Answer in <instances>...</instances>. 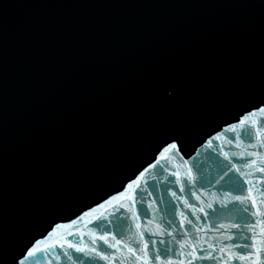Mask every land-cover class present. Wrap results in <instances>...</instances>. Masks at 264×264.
Wrapping results in <instances>:
<instances>
[{
    "label": "water",
    "instance_id": "obj_1",
    "mask_svg": "<svg viewBox=\"0 0 264 264\" xmlns=\"http://www.w3.org/2000/svg\"><path fill=\"white\" fill-rule=\"evenodd\" d=\"M261 102L264 0H144L49 114L1 183L0 264H21L22 260L23 264H49L50 255L46 259L43 252H37L29 257L28 250L38 240L43 247L63 237V228L49 237L57 224L69 225L73 234L66 238L79 240L76 228L86 231L97 224L86 225L82 214L125 192L149 164L154 167L140 177L139 187L132 192L140 222L155 231L149 220L155 217V223L166 224L163 217L170 215L179 224L174 215L176 201L157 186L172 181L170 186L177 195L192 203H198L192 191L202 184L213 191L207 188L208 182L222 164H228L219 147L230 153L236 149L216 139L217 151H213L207 141L217 132L231 137L226 125L236 123ZM172 139H176V148L164 152ZM157 160L169 171L155 166ZM189 168L199 180L194 187L188 185L192 191L181 193L169 173ZM233 174L240 181L234 190L247 195L249 186ZM259 187L264 190V182ZM161 197L171 207L157 203L149 207L147 202ZM140 201H145L143 207ZM128 204L131 206L130 201ZM233 207L237 221L256 224V217L241 211L244 205L240 202L234 201ZM117 209L118 205H106L95 214H111L113 219L131 216L126 209ZM77 217H81L77 224L70 225ZM219 218L227 221L232 216L220 214ZM215 222V217L207 221ZM127 228L126 239L129 232L137 231L131 219ZM174 231L181 232L178 227ZM187 231L195 234L191 226ZM256 232L259 240V226ZM251 235L245 231V242H253L248 239ZM212 239L225 242L216 235ZM237 240L238 235L232 243ZM171 246L179 247L174 241ZM173 256L179 258L175 251ZM81 259L93 264L88 257ZM60 264L69 262L62 259Z\"/></svg>",
    "mask_w": 264,
    "mask_h": 264
},
{
    "label": "snow or ice",
    "instance_id": "obj_2",
    "mask_svg": "<svg viewBox=\"0 0 264 264\" xmlns=\"http://www.w3.org/2000/svg\"><path fill=\"white\" fill-rule=\"evenodd\" d=\"M166 94L170 96L172 92L166 90ZM226 131L232 136L222 137L221 133L217 132L215 137H211L207 141L208 147L213 151H217L213 145V141L216 139H221L224 144L236 149L230 153L225 151L223 146L219 147L221 156L225 161H228V164H222L217 175L208 182L207 188H212L213 191L208 192L203 184L197 191H192L188 187V185L194 187L199 180L193 175L191 168L183 173L181 171L169 173L175 177L174 183L179 187L180 192L192 191V196L198 203H192L184 196L177 195L170 186L172 181L169 182V185L157 186L161 192L166 191L176 201L174 215L179 217V224L170 215L163 217L166 224L155 223V217L149 220V225H152L156 229L155 231L152 230V227L141 224V216L138 215L136 207L137 201L132 192L139 187L140 177L149 168L154 167L153 164H149L148 168H145L136 180L129 182L125 192H118L116 196H110L103 204H97L96 208H91L82 214L87 218L86 225L97 221L95 228H87L86 231L76 228L75 232L78 233L80 239L73 241L66 238L73 234L72 230H69V225L57 224L49 233V237L61 228L65 230L63 237L52 240L50 243L44 244L43 247H39L41 241L38 240L36 245L28 250V256L34 257L37 252H43L46 259L50 255L49 264H52V261H55V264H60L62 259H66L69 264H85L81 256L88 257L93 261V264H96L98 260L104 261V264H194L196 261L232 264L234 260L240 261L241 264H264V199L258 200L254 195L255 192L264 197V190L259 187L261 182H264V102H261L260 106H254L252 111H246L236 123L227 124ZM172 140L173 142L167 145L164 152L176 148V139ZM164 152L161 153V157ZM233 158L240 159L241 163L237 164ZM155 166L162 167L165 172L169 171L168 168L159 164V160L156 161ZM243 169H247V171ZM233 173H237L243 183L249 186L247 195L234 190L240 181ZM254 173L259 175H254ZM163 179L167 180L168 177H163ZM197 192L200 194L198 195ZM129 201L131 206L128 204ZM234 201L244 205L241 209L243 213H249L257 218L256 224L235 219ZM249 201L251 208L248 207ZM144 203L145 201H140L141 207ZM147 203L150 208L152 203L171 207V202L166 201L163 197L158 201ZM106 205L109 207L118 205V209H126L131 213V216L122 219L120 215H117L113 219L110 218L111 214H95L97 209L104 208ZM151 210L155 212L157 209ZM220 214L230 215L232 219L227 221L220 219ZM144 216L147 218V211ZM214 217L216 218L215 223H207ZM80 219L81 217H77L76 220H71L70 225H76ZM129 219L134 222L137 231L134 234L129 232L126 239L124 234L128 231L127 221ZM103 221L112 227H105ZM202 221L205 222L203 225L200 223ZM188 226L194 230V235L187 231ZM257 226L260 231L259 240H257ZM177 227L181 230L179 234L174 231ZM232 229L236 231H231ZM245 231L252 233L251 237H248L253 241L251 244L245 242ZM214 235L221 237L225 242L221 243L219 239L213 240L212 236ZM237 235L238 240L232 243ZM85 236L88 237L87 242L84 240ZM155 236L168 239L157 241L152 239ZM49 237L45 239L47 240ZM173 241L179 245L178 248L173 249L171 246ZM57 248L61 251L57 252ZM110 249H114V251H110ZM238 249H243V251ZM249 249L252 250L249 251ZM174 251L179 258L173 256ZM21 264H23V260Z\"/></svg>",
    "mask_w": 264,
    "mask_h": 264
}]
</instances>
